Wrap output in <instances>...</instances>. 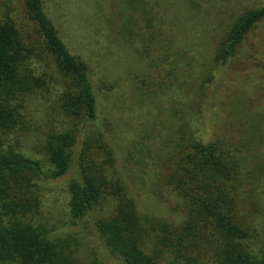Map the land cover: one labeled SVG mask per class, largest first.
<instances>
[{
    "label": "trees",
    "instance_id": "1",
    "mask_svg": "<svg viewBox=\"0 0 264 264\" xmlns=\"http://www.w3.org/2000/svg\"><path fill=\"white\" fill-rule=\"evenodd\" d=\"M21 2V18L0 14V264H86L67 237L55 236L38 217L41 182L73 167L70 224L92 214L95 237L114 264H264V242H253L247 217L251 196L264 179L260 148L251 149L246 140L239 147L230 137L205 141L183 121L156 154L159 177L174 198L175 216L141 212L116 171L112 137L99 131L98 140L77 148L80 129L96 123L99 115L87 63L66 45L45 0ZM146 5L142 0V10ZM262 20L264 4L246 10L222 36L211 39L201 53L209 56H204L198 75L204 76L202 86L212 80L216 67L229 63ZM191 43L170 48L172 75L181 67L195 68V49L201 43ZM55 85L59 110L71 127L47 134L41 147L43 165L23 153L19 139L9 135L23 125L26 96ZM201 87L191 88V100L200 98ZM141 148L143 156L134 158L129 150L127 158L143 168L146 151ZM87 264L109 263L96 255Z\"/></svg>",
    "mask_w": 264,
    "mask_h": 264
},
{
    "label": "rangeland",
    "instance_id": "2",
    "mask_svg": "<svg viewBox=\"0 0 264 264\" xmlns=\"http://www.w3.org/2000/svg\"><path fill=\"white\" fill-rule=\"evenodd\" d=\"M141 3L45 0L49 17L70 51L87 63L95 86L98 121L80 129L77 148L98 140L99 131L111 136L117 151L116 171L139 210L170 217L175 216V202L159 177L156 154L163 140L175 134L183 121H189L195 135L205 141L230 137L243 148L246 140L251 149L260 148L264 157V20L248 33L229 63L213 70L207 85L202 86L204 76H198L207 56L201 53L211 39L214 42L243 12L259 7L264 0H147L143 10ZM21 4V0H0V14L8 12L21 18ZM175 38L182 40L174 42ZM190 42L191 46L201 43L195 49V68L181 67L172 75L170 48ZM199 86L202 94L192 103L190 90ZM57 100L56 85L42 94L26 96L23 125L9 135L19 139L23 153L40 159L43 165L46 162L41 147L47 134L71 127ZM138 148L146 151L143 168L127 158L129 150L134 158L143 156ZM74 170L41 182L38 217L55 236L67 237L70 245L76 246L83 263L98 255L114 264V258H106L95 237L92 214L83 222L70 224L68 184ZM248 210L253 242L260 245L264 242V179L258 193L251 196Z\"/></svg>",
    "mask_w": 264,
    "mask_h": 264
}]
</instances>
